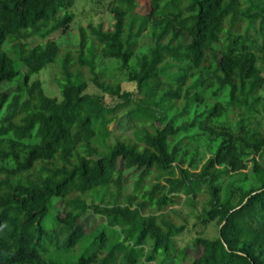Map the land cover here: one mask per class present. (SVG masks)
<instances>
[{"label":"trees","instance_id":"1","mask_svg":"<svg viewBox=\"0 0 264 264\" xmlns=\"http://www.w3.org/2000/svg\"><path fill=\"white\" fill-rule=\"evenodd\" d=\"M76 1L0 0V264H264V0H97L112 26L65 49ZM197 198L192 255L175 206Z\"/></svg>","mask_w":264,"mask_h":264},{"label":"rangeland","instance_id":"2","mask_svg":"<svg viewBox=\"0 0 264 264\" xmlns=\"http://www.w3.org/2000/svg\"><path fill=\"white\" fill-rule=\"evenodd\" d=\"M72 12L74 13V20L71 24V31L68 33H63L61 31L55 32L50 35L49 38L56 39L62 48H72L75 47L78 43L79 28L86 27L89 24H99L102 23L105 28H110L114 22L113 14L110 9L109 1H97V0H77L74 3ZM31 46H34L41 41L37 36H32L27 39ZM151 39L144 36L142 38L141 44H150ZM135 60L132 62V66L135 65ZM263 67L264 72V60H261L260 63ZM56 64H49L48 67L43 69L40 73L35 74L34 78L39 77L43 81V86L45 93L49 96H54L60 98V89L55 81L57 75ZM95 71L99 74L102 80L111 83H120L123 89L131 90L134 88V84L128 82L127 80V70L122 68L121 63L116 59L104 58L99 56L96 60ZM6 87V86H4ZM89 93H100L97 86L90 81ZM262 96L264 98V88L262 90ZM107 98V97H106ZM108 99V98H107ZM262 111V110H261ZM258 120H261L264 123V112L262 111L258 115ZM111 129L125 132L128 129L133 128L132 121L130 120L127 114L122 115L114 123L110 125ZM195 203V204H194ZM175 210L183 218L186 219L188 227L186 230L178 236L177 246L187 247V251L194 255L197 251L193 244L195 238L197 237V217L201 213V205L198 201H193L192 205H179L175 206ZM85 226L89 229L96 227L97 225L103 223L104 218L102 216L95 215L91 212L86 213ZM219 232V225L217 222H212L203 232V235L209 238H216ZM189 262H186L188 264Z\"/></svg>","mask_w":264,"mask_h":264}]
</instances>
